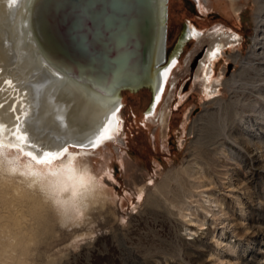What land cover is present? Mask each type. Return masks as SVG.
I'll return each instance as SVG.
<instances>
[{"label": "rangeland", "instance_id": "374dc122", "mask_svg": "<svg viewBox=\"0 0 264 264\" xmlns=\"http://www.w3.org/2000/svg\"><path fill=\"white\" fill-rule=\"evenodd\" d=\"M167 7L168 50L187 22L203 35L186 46L155 116L145 115L148 87L122 88L116 137L94 150L69 145L78 170L103 177L79 227L78 173L45 170L63 157L39 165L0 144V264H264V0ZM217 42L225 53L210 63ZM30 165L44 173L37 181Z\"/></svg>", "mask_w": 264, "mask_h": 264}, {"label": "bare ground", "instance_id": "6f19581e", "mask_svg": "<svg viewBox=\"0 0 264 264\" xmlns=\"http://www.w3.org/2000/svg\"><path fill=\"white\" fill-rule=\"evenodd\" d=\"M164 1L0 0V86L3 85L0 90L3 87L11 90L5 88L0 93V103L6 99L0 105V144L15 145L25 151L33 150L28 145L34 144L37 146L34 151L56 152L62 146L86 143L94 131L102 130V124L110 125L111 139L115 138L119 111L115 116L112 111L122 106L120 79L132 84L147 82L149 104L153 101V105L145 115L155 116L169 77L186 46L203 35L187 22L168 50L164 15L166 7L168 16L169 0L166 6ZM80 34L87 41L93 38L95 44L82 42ZM223 37L227 43L237 41L235 35ZM219 42L206 53L205 60L210 63L225 53ZM121 48L131 53L125 75L119 73V67L98 64ZM14 87L18 89L16 96ZM21 134L27 137L26 141L17 139ZM65 155L68 157L64 158ZM65 155L57 166H47V174L69 179L76 176L77 166L70 159L74 152L69 148ZM31 165L27 172L37 181L44 173Z\"/></svg>", "mask_w": 264, "mask_h": 264}, {"label": "clouds", "instance_id": "9594fccd", "mask_svg": "<svg viewBox=\"0 0 264 264\" xmlns=\"http://www.w3.org/2000/svg\"><path fill=\"white\" fill-rule=\"evenodd\" d=\"M70 159H75V157ZM78 178V195L82 197V201L78 205H73L72 208L73 222H79L75 224L77 227L84 222L87 214L96 206L100 195L99 190L103 188V177L95 175L87 165H82L79 168ZM73 196L76 197L77 193H74Z\"/></svg>", "mask_w": 264, "mask_h": 264}, {"label": "snow or ice", "instance_id": "6c2138e0", "mask_svg": "<svg viewBox=\"0 0 264 264\" xmlns=\"http://www.w3.org/2000/svg\"><path fill=\"white\" fill-rule=\"evenodd\" d=\"M213 55H215V53H213ZM118 111H119L118 108L114 109L112 111V115L115 116V113ZM101 129L102 130L94 131L90 135V137L87 139L86 143H76V144L71 145V147H76V148L89 147L93 150L98 148L102 142L110 140L112 138L111 127L109 124H102ZM17 130L19 131V129ZM13 135H15V133H13ZM17 139L23 142L27 140V137L21 134L20 136L17 137ZM14 147L16 146L14 145ZM28 147L33 150L25 151L23 148H19V150L23 153L24 156L30 158L32 161H34L36 164H39V165H44L53 160H58L61 157H63L66 153L69 152V146L67 145L62 146L60 150L56 152H53L51 150H46V151H43L42 153L34 151L37 147L34 144H29Z\"/></svg>", "mask_w": 264, "mask_h": 264}, {"label": "water", "instance_id": "95a60500", "mask_svg": "<svg viewBox=\"0 0 264 264\" xmlns=\"http://www.w3.org/2000/svg\"><path fill=\"white\" fill-rule=\"evenodd\" d=\"M166 2H167V0L164 1L165 6H166ZM166 17H167V13H166V7H165L164 18H166ZM81 34H80L79 40H81L82 42L86 41L85 43H87V45L89 44V45L93 46L95 44V40L93 38H90L87 41L86 40L87 38L85 39V37ZM163 50H164V46H163ZM128 56H130V52L126 48L117 49L116 51L114 50V52L111 53L109 56L104 57V59L101 62H98V64L100 66L119 67L120 68L119 73L122 75H125L126 72H128V70H129V67L127 66V63H126ZM163 61H164V58L159 61V64H161ZM124 81H126V80H124ZM119 82L120 83H118V89L129 88L131 90H136L141 86L147 85L146 81H142V82L132 84V83L123 82V80L120 79ZM152 105H153V101L151 102V104H149V107L146 110L149 111L152 108Z\"/></svg>", "mask_w": 264, "mask_h": 264}]
</instances>
